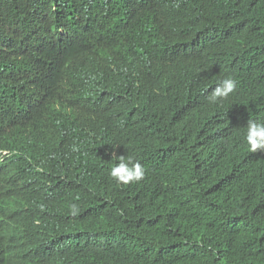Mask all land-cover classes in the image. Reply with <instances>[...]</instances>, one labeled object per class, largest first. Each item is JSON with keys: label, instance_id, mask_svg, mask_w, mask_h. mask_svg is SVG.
<instances>
[{"label": "trees", "instance_id": "16d2710c", "mask_svg": "<svg viewBox=\"0 0 264 264\" xmlns=\"http://www.w3.org/2000/svg\"><path fill=\"white\" fill-rule=\"evenodd\" d=\"M225 77L235 91L210 104ZM249 119L264 121V0H0V180L24 187L0 183V264H264ZM22 126L26 149L5 133ZM120 141L138 183L110 177Z\"/></svg>", "mask_w": 264, "mask_h": 264}, {"label": "clouds", "instance_id": "9594fccd", "mask_svg": "<svg viewBox=\"0 0 264 264\" xmlns=\"http://www.w3.org/2000/svg\"><path fill=\"white\" fill-rule=\"evenodd\" d=\"M237 82L232 77L223 78L218 85L211 90L208 94L207 100L210 104H216L221 100L228 98L236 89ZM62 98L51 92V100L50 104L43 108L44 118L51 125H55L57 127L62 128L64 125V116H60L58 113L63 110L62 109ZM25 126L15 128L12 130H8L5 133L10 137V143L19 147L20 149H26L30 147L32 142L31 138L27 133L23 131ZM245 141L248 146V150L251 153H264V121H257L249 119L247 125L245 127ZM68 140L65 141L64 147H66ZM126 145L124 142H118L114 148V151L109 153L110 162L113 167L110 169V177L116 181V183L120 185H129L131 183H138L142 181L145 177L146 169L141 164V162L133 155H126ZM10 153L8 151H2L0 153L1 161H4L5 157L9 156ZM68 158L64 156V158H60L58 160V171L60 170V165L62 162L67 161ZM50 185H58L63 182H52L47 180ZM0 183L12 189H20L15 192L14 195H18L22 197L24 187L22 188V184L19 185H8L5 182L0 180ZM11 196H13L11 194ZM10 195H5V193H0V210L6 208L7 205L13 200ZM20 205V212L27 213L30 215L38 214L40 207L34 206L28 202H23L21 198L18 199ZM79 206L77 204H72L70 206V215L75 217L79 214ZM4 226V220L0 215V229ZM6 264H8L13 258L12 255H9L5 252Z\"/></svg>", "mask_w": 264, "mask_h": 264}]
</instances>
